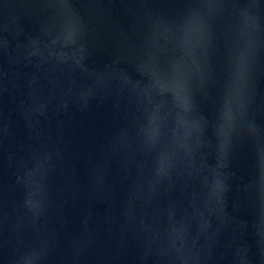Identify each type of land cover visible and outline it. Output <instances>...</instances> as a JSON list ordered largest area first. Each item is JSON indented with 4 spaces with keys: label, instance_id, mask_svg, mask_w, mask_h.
I'll return each instance as SVG.
<instances>
[{
    "label": "water",
    "instance_id": "1",
    "mask_svg": "<svg viewBox=\"0 0 264 264\" xmlns=\"http://www.w3.org/2000/svg\"><path fill=\"white\" fill-rule=\"evenodd\" d=\"M0 264H264V0H0Z\"/></svg>",
    "mask_w": 264,
    "mask_h": 264
}]
</instances>
